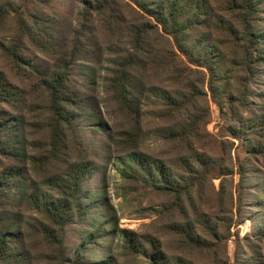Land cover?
Listing matches in <instances>:
<instances>
[{"label": "trees", "instance_id": "16d2710c", "mask_svg": "<svg viewBox=\"0 0 264 264\" xmlns=\"http://www.w3.org/2000/svg\"><path fill=\"white\" fill-rule=\"evenodd\" d=\"M77 3L78 22L68 33L56 30L63 20L37 16V9L26 15L24 10L14 9L17 16L11 18L9 5L0 3V28L13 23L12 40L16 37L18 41L16 48L8 44L2 48L13 66L29 62L22 52L25 42L40 50L49 48L46 41L53 43L56 48L49 51L57 56L53 70H48L40 82L43 97L35 114L36 123L27 124L23 112H0V155L11 157L9 165L0 157V264H194L180 254L167 252L160 238L118 226L122 242L116 247L120 252L112 250L99 261L84 260L87 247L107 235L103 226L92 228V233L85 235L87 240L78 244L72 254L68 252L69 224L89 219L91 199L84 193L83 183L94 170V160L82 144L78 129L84 119L105 126L96 111V75L106 54L108 62L101 83L125 120L124 128L116 132L124 150L123 176L166 193L190 195L193 178L199 172L192 159L201 163L205 158L193 152L192 144L187 150L190 155L180 157L178 162L141 150L142 107L151 105L164 118L177 117L186 107L187 91H196L198 81L205 84L221 111L224 105L218 93L231 110L234 100L235 105L245 107L249 84L264 65V32L258 28L262 19L259 5L264 0ZM224 12L231 13V17L226 18ZM95 25L107 41L95 36ZM75 63L86 67L90 73L87 81L82 83L72 77L69 67ZM192 69L201 71L202 77L193 78ZM162 73L174 88L168 90L170 84L151 83L153 76ZM4 82V72L0 71V100L11 103L15 90ZM224 83L232 89L227 95L223 93L227 87H222ZM190 123L177 122L170 127L171 133L191 141L194 133L187 132ZM107 135L113 139V133ZM238 136L241 137L239 133ZM257 143L258 148L251 150L264 153V140L259 137ZM241 197L242 193L238 199ZM202 223L200 218H183L170 227L178 242L203 250L212 245V235L221 237L226 233L216 228V222ZM255 235L264 240L263 223L255 229ZM241 261L252 264V258Z\"/></svg>", "mask_w": 264, "mask_h": 264}, {"label": "rangeland", "instance_id": "374dc122", "mask_svg": "<svg viewBox=\"0 0 264 264\" xmlns=\"http://www.w3.org/2000/svg\"><path fill=\"white\" fill-rule=\"evenodd\" d=\"M1 2L9 5L11 18L17 16L14 15V9L24 10L23 15L37 9V16L63 20L64 23L56 29L62 32L68 33L67 30L71 26L75 27L78 22L77 12L80 7L77 6V0H0ZM130 5L135 6L133 3ZM259 6L258 14L262 19L258 28L264 32V3ZM223 14L226 18L231 17L229 12ZM13 26V23H7L0 28V71L4 72V84L15 90L14 101L7 103L0 100V112L7 115L23 112L27 117V124L36 123L38 119L35 114L43 97L40 82L48 70L54 68L57 56L49 50L56 47L46 41L49 48L40 50L36 45L25 42L22 52L29 62L21 63L19 67L13 66L2 51L3 44L13 45L12 48H16L18 44L16 37L12 40ZM94 34L101 41H107L96 25ZM105 56L107 55H104L96 75L99 85L96 89L99 108L96 111L105 126L90 124L83 118L85 122L78 129L82 144L89 157L94 160V170L83 183L84 193L91 199L89 219L84 223L69 224L68 252L72 254L78 244L87 240L85 235L99 226L106 228L107 235L97 238L87 247L84 260L99 261L112 250L120 252L116 247V244L122 242L116 230L118 226L150 233L160 238L167 252L180 254L194 264H244L241 260L247 258H252V264H264V240L255 235L258 225L264 224V153L257 149L251 150L258 148L259 137L264 140V65H261L260 72L249 84L245 107L235 105L237 101L234 100V108L231 110L226 99L218 93V99L224 105L221 111L201 81L197 82L196 91H187L188 96L184 99L186 107L177 117L164 118L155 113L156 108L153 106L142 107L144 131L140 142L141 150L158 158L178 162L180 157L190 155L187 150H190L189 146L192 144L193 152H198L205 158L201 163L192 159L199 172L193 178L191 193L177 196L174 192L156 190L144 185L141 180L123 176L121 169L124 163L121 158L124 150L116 139V132L124 128L125 120L112 105L109 94L101 83L108 62ZM69 70L75 80L83 83L89 79L90 73L80 63L70 65ZM190 74L193 78L202 77L199 70L192 69ZM151 83L159 86L170 84L168 90L174 88L165 73L153 76ZM234 85L235 81L232 83L233 87ZM226 86V83L222 85ZM231 90V86H227L224 95ZM96 93L94 91L93 94ZM177 122H191L187 127L188 133H194L191 141L171 133L170 127ZM30 128L27 125V130ZM108 132L113 133V139L108 137ZM0 157L7 165L11 164L10 156ZM128 173L131 175L130 171ZM183 218H200L205 224L216 222V228L224 229L226 234L221 237L212 235V245L208 249H190L178 242L170 227ZM200 234L205 235L201 230Z\"/></svg>", "mask_w": 264, "mask_h": 264}]
</instances>
